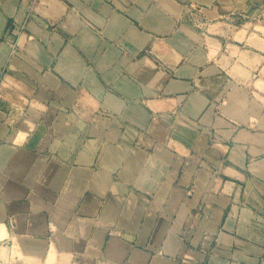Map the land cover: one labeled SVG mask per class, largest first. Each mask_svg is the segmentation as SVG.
<instances>
[{
    "label": "crops",
    "instance_id": "1",
    "mask_svg": "<svg viewBox=\"0 0 264 264\" xmlns=\"http://www.w3.org/2000/svg\"><path fill=\"white\" fill-rule=\"evenodd\" d=\"M8 264H264V0H0Z\"/></svg>",
    "mask_w": 264,
    "mask_h": 264
},
{
    "label": "rangeland",
    "instance_id": "2",
    "mask_svg": "<svg viewBox=\"0 0 264 264\" xmlns=\"http://www.w3.org/2000/svg\"><path fill=\"white\" fill-rule=\"evenodd\" d=\"M7 234V233H6ZM6 234H0V247L2 246V244L6 245V243H4V236H6ZM3 249L0 248V257L3 256L4 254L7 253L6 247H2ZM5 264H8V262L4 261Z\"/></svg>",
    "mask_w": 264,
    "mask_h": 264
},
{
    "label": "bare ground",
    "instance_id": "3",
    "mask_svg": "<svg viewBox=\"0 0 264 264\" xmlns=\"http://www.w3.org/2000/svg\"><path fill=\"white\" fill-rule=\"evenodd\" d=\"M3 233L6 234L7 233V229H6L4 224H1L0 225V234H3Z\"/></svg>",
    "mask_w": 264,
    "mask_h": 264
},
{
    "label": "built area",
    "instance_id": "4",
    "mask_svg": "<svg viewBox=\"0 0 264 264\" xmlns=\"http://www.w3.org/2000/svg\"><path fill=\"white\" fill-rule=\"evenodd\" d=\"M0 264H5L2 258H0Z\"/></svg>",
    "mask_w": 264,
    "mask_h": 264
}]
</instances>
